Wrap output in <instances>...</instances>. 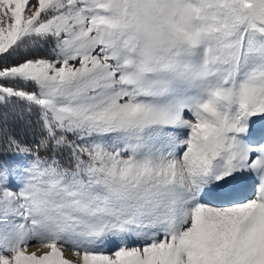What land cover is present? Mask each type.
I'll list each match as a JSON object with an SVG mask.
<instances>
[{
    "label": "snow or ice",
    "instance_id": "6c2138e0",
    "mask_svg": "<svg viewBox=\"0 0 264 264\" xmlns=\"http://www.w3.org/2000/svg\"><path fill=\"white\" fill-rule=\"evenodd\" d=\"M0 264H264V0H0Z\"/></svg>",
    "mask_w": 264,
    "mask_h": 264
},
{
    "label": "rangeland",
    "instance_id": "374dc122",
    "mask_svg": "<svg viewBox=\"0 0 264 264\" xmlns=\"http://www.w3.org/2000/svg\"><path fill=\"white\" fill-rule=\"evenodd\" d=\"M40 246L38 245V244H36V243H31L30 245H29V248H28V250L29 251H34V250H37L38 248H39ZM46 249H41V252L42 251H45ZM63 252H64V256H65V258H67V259H69V260H75L76 258L73 256V253H72V251L70 250V249H68V248H64L63 249ZM38 254H40V252H38Z\"/></svg>",
    "mask_w": 264,
    "mask_h": 264
},
{
    "label": "trees",
    "instance_id": "16d2710c",
    "mask_svg": "<svg viewBox=\"0 0 264 264\" xmlns=\"http://www.w3.org/2000/svg\"><path fill=\"white\" fill-rule=\"evenodd\" d=\"M8 120H9L10 125H15L17 131L21 130L22 126L15 123V119L12 115H9Z\"/></svg>",
    "mask_w": 264,
    "mask_h": 264
}]
</instances>
